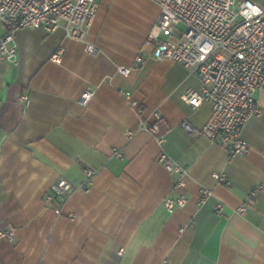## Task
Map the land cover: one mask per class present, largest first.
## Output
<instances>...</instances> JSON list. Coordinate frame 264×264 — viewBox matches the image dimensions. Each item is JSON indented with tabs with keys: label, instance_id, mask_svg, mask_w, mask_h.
I'll use <instances>...</instances> for the list:
<instances>
[{
	"label": "crops",
	"instance_id": "obj_1",
	"mask_svg": "<svg viewBox=\"0 0 264 264\" xmlns=\"http://www.w3.org/2000/svg\"><path fill=\"white\" fill-rule=\"evenodd\" d=\"M158 17L148 0H103L88 36L95 55L61 29L17 32L18 64L0 62V230L15 235L0 239V264H264V90L262 116L243 132L247 155L229 160L225 147L188 134L182 123L200 132L212 107L187 105L182 96L200 90L199 78L143 48ZM120 66L132 68L128 77ZM155 110L162 146L138 132ZM162 153L186 169L184 186L159 164ZM88 169L95 177L81 188ZM59 179L77 190L49 204ZM202 188L213 195L200 204ZM179 197L187 204L169 212L165 199Z\"/></svg>",
	"mask_w": 264,
	"mask_h": 264
},
{
	"label": "built area",
	"instance_id": "obj_2",
	"mask_svg": "<svg viewBox=\"0 0 264 264\" xmlns=\"http://www.w3.org/2000/svg\"><path fill=\"white\" fill-rule=\"evenodd\" d=\"M103 0H0V23L5 34L0 37V62L18 64L16 34L20 30L41 29L52 33L61 29L66 39L82 43L90 55L98 52L88 41L99 6ZM159 9V17L144 44L154 60H169L183 65L191 75L200 80L199 91H188L182 100L194 110L204 102L211 104V115L198 132L188 121L183 129L191 135H200L212 144L225 147L229 160L249 153V145L243 138L244 129L252 118H260L262 109L257 95L264 90V9L248 0H148ZM182 26V29L179 27ZM162 37L167 38L165 41ZM62 51L52 60L61 62ZM142 57L135 60L141 64ZM131 67L120 66L118 73L128 77ZM95 89L88 88L80 99V105L87 107ZM125 97L130 100V94ZM136 106V103H132ZM141 113V110H137ZM152 122L140 119L138 132L149 133L162 146L165 136L159 123L162 114L155 110ZM132 134L128 133V137ZM114 157H123L114 150ZM158 162L168 172L180 176L177 187L184 186L186 169L178 166L165 153ZM85 182L81 188L92 185L95 172L85 171ZM218 182L228 184L223 175H214ZM70 183L59 179L45 195L47 203L58 200L64 205L76 191ZM264 192V189H263ZM207 188L200 190V204L212 197ZM185 197L174 200L166 198L164 205L169 212L183 208ZM223 204L215 206V212L222 214ZM244 216L245 207L237 211ZM60 215L61 211H56ZM13 231H1L0 239L14 241ZM123 251H120L122 254Z\"/></svg>",
	"mask_w": 264,
	"mask_h": 264
},
{
	"label": "rangeland",
	"instance_id": "obj_3",
	"mask_svg": "<svg viewBox=\"0 0 264 264\" xmlns=\"http://www.w3.org/2000/svg\"><path fill=\"white\" fill-rule=\"evenodd\" d=\"M252 2H253V1H252ZM179 28L182 29V26H180ZM166 39H167V38L162 37V40L165 41Z\"/></svg>",
	"mask_w": 264,
	"mask_h": 264
}]
</instances>
